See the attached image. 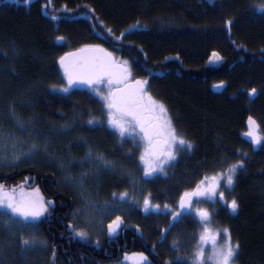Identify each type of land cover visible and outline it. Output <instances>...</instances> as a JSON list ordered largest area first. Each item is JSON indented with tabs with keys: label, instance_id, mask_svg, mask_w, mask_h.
Instances as JSON below:
<instances>
[{
	"label": "trees",
	"instance_id": "16d2710c",
	"mask_svg": "<svg viewBox=\"0 0 264 264\" xmlns=\"http://www.w3.org/2000/svg\"><path fill=\"white\" fill-rule=\"evenodd\" d=\"M262 2L0 0V47L6 52L0 55V65L10 46L19 55L1 78L11 82L21 76L26 82L56 87L63 75L59 58L85 45H99L128 60L134 77L149 81L150 92L166 105L178 131L194 145L179 153L163 176L148 181L150 202L173 208L192 176L212 175L244 158V168L226 195L229 202L236 198L239 207L232 213L218 205L211 225L227 228L233 243H239L236 264H264V143L253 145L244 135L249 116L264 129V15L257 10ZM101 32L103 36L98 35ZM58 36L65 39L58 41ZM213 52L221 59L212 58ZM253 88L256 93L249 96ZM34 106L35 113L54 121L68 117L78 106L103 122L104 131L95 136L107 146L114 143L103 105L91 91L44 93ZM0 184L9 190L37 187L53 202L50 214L38 222L48 244V251L41 252L42 264H116L130 253H145L151 264H191L201 225L192 213L172 225L168 215L141 216L139 234L126 226L115 237L85 243L68 228L75 200L57 187L51 168L26 164L2 170ZM100 186L105 198L126 190L124 179L116 176L104 177ZM163 227L167 231L161 238Z\"/></svg>",
	"mask_w": 264,
	"mask_h": 264
},
{
	"label": "rangeland",
	"instance_id": "374dc122",
	"mask_svg": "<svg viewBox=\"0 0 264 264\" xmlns=\"http://www.w3.org/2000/svg\"><path fill=\"white\" fill-rule=\"evenodd\" d=\"M9 50L8 57H2V63L0 65V131L3 132V137H0V148L3 147L5 142H8L7 137L10 133L17 140L18 151L27 152L32 143L39 145L40 151L33 153L27 158L22 157L20 161L15 162L16 166L13 167H8L5 163H0V171L15 169L26 164H38L41 165V167L44 165V167L51 168L54 174H56L57 187L69 191L75 200L72 211L73 223L71 224L79 225L89 233V239L82 242L95 243L104 236H109L110 238L115 237L120 229L126 226H132L130 228H134L139 234L141 228L137 224V220L141 216L168 215V217H170L169 225H172L180 216L192 213L201 223L200 217L196 214V209L204 208L214 215L218 205L227 207L224 202L219 201L218 197L215 203L204 197H193L191 206L183 210L179 207L178 200L176 206L173 208H150L145 212L143 209V200L145 197L149 198L147 183L154 177L163 176V173L157 172L152 176H144L143 165L138 159L141 148H134L133 141L130 138L125 139L123 143L121 142L120 138L108 127L105 110L104 121L106 128L115 137V140H112L114 143H112L111 146L105 145L106 142L104 139L102 140L98 136H95L104 131L103 125H90L88 121L93 119L92 113H88L85 110L82 111L78 106H74V109L70 112L68 117H61L55 121L44 119L39 114L35 113L36 108L34 105L37 100L42 98L44 93L48 94L57 91L60 94L67 95L70 94L74 88H70L67 93L60 91L61 87L67 85L64 74L62 75L61 82L55 88H48L44 83L33 84L26 82L21 76L15 77L11 82L3 81L1 76L5 74L6 71H9L7 67L17 60L19 56L16 55V48L13 46H10ZM0 51V55H2V53L6 55V52H4L1 47ZM5 82H7L9 88L6 87ZM71 94H73V92ZM92 94L95 96L94 93ZM97 98L99 100V97ZM13 108L15 109L16 118L22 120L25 124V129L23 131L19 130L16 125V119L11 115ZM81 111L84 112V114L79 115L80 113L78 112ZM83 116L86 118L85 121H82ZM8 143V155L10 158L12 149L11 143ZM44 145L47 146V151H44ZM124 146H130L132 153L129 154V148L125 149ZM136 151H138V156ZM89 152L92 154L91 158H89ZM98 154H102L105 159L111 161L113 166L106 167L103 161L97 160L96 156ZM167 169L168 167L165 171H167ZM82 174L84 176L82 183L74 179ZM107 176H116L124 179L126 190L123 193L128 194L126 198L121 199L120 194H116L115 196L111 195L109 198L102 196L100 186L101 180ZM188 176L189 175L186 173L185 179H187ZM192 177L193 178L189 179L191 180L190 183L189 180L187 181L188 187L185 191H192L195 189L197 183L203 178V176L200 177L197 175ZM36 188L37 187L31 188V186L28 188L21 187L20 189H16V191L17 193L21 191L28 193ZM232 189L233 187L231 189L223 188L225 199L226 195L230 193ZM40 195L43 196L41 192ZM86 201H89L90 204L86 205ZM77 209L82 213V215L78 217L74 216V212ZM173 210L182 214L174 219L171 214ZM5 211V209L0 208V264H42L43 257L41 256V252L44 253L48 251L47 243L46 246H37L28 250L22 249L20 243L21 238L30 239L33 236H35L37 240L45 241L41 229L38 226V222L42 217L35 221V227L24 228L21 227V225L9 226L7 224L8 217L3 214ZM85 213L91 217V223H88L85 215H83ZM116 216L121 217L123 224L115 233L110 235L107 231V225L111 223ZM203 227L204 225L201 223L196 236L195 247L192 249L193 254L189 259V263L191 264H194L195 250L197 245L200 244L199 236L203 231ZM208 227L213 232L220 230L218 243H224L223 229H215L212 227L211 223L208 224ZM164 230H166L164 227L160 228L161 238L165 235L166 231ZM144 235L146 236V234ZM76 238L79 239L78 237ZM203 247L205 249L206 264H212L211 261L207 260V256L210 255L212 250L211 243L209 242L203 245ZM135 254L137 253L125 254L120 262L116 264H141L138 256ZM143 254L149 260V256L145 253Z\"/></svg>",
	"mask_w": 264,
	"mask_h": 264
},
{
	"label": "snow or ice",
	"instance_id": "6c2138e0",
	"mask_svg": "<svg viewBox=\"0 0 264 264\" xmlns=\"http://www.w3.org/2000/svg\"><path fill=\"white\" fill-rule=\"evenodd\" d=\"M25 4L30 0H24ZM257 10L264 15V2L257 5ZM56 19V17H52ZM231 25L232 20L226 22ZM133 27H139V24ZM109 35L112 29L108 28ZM103 36V33H98ZM124 33H121L123 36ZM65 38L58 36V41ZM120 39V37H116ZM212 58L220 60L218 53L213 52ZM210 58V59H212ZM60 68L63 70L64 78L67 85L61 87L60 91L69 92V89L76 85H87L95 96L99 97L106 111V120L109 128L120 138L121 142L125 139L133 141L134 148H141L139 153V162L143 165L144 176H152L160 172L164 173L167 167L172 166V162L176 161L177 154L181 151H191L194 147L193 143L186 139L173 123L169 110L164 103L153 96L149 90V81L146 79H137L134 77L133 68L126 59H121L105 48L99 45H85L77 49L75 52L65 53L58 61ZM55 88V86L53 85ZM219 87V85H217ZM256 93L253 88L249 92V96ZM11 115L16 119V125L19 130L25 129V124L15 116V109L11 111ZM90 125L102 124L94 118L88 121ZM247 132L245 136L251 138L253 145L264 143V129H261L257 121L249 116L247 118ZM0 137L3 132L0 131ZM7 141L11 143V156L9 158V143L5 142L0 148V163H5L8 167L16 166L15 162L20 161L22 157L27 158L33 153L40 151V146L32 143L27 152L17 150V140L10 133ZM44 151L47 146L44 145ZM132 149H129V154ZM91 158V152H89ZM246 157V154H242ZM96 159L103 161L106 167L113 166L111 161L105 159L102 154H98ZM244 168V158L237 160L235 163H229L223 167L221 171H216L212 175L205 174L197 183L192 191H185L179 199V207L184 209L190 207L193 197H204L212 202H224L232 213H236L239 205L236 198L231 199L230 203L225 199L223 188L231 189L234 186L237 173ZM71 179V178H70ZM79 181H83V174L76 177ZM116 195L115 193L113 194ZM121 199L128 196L127 193L120 194ZM199 202V201H198ZM90 204L86 201V205ZM53 207V202L45 200L40 195L38 188L31 192L23 191L17 193L16 189H6L5 185L0 184V208L5 209L3 213L8 217L7 224L9 226L21 225V227H35V221L49 213V208ZM159 205H154L148 197L143 200V209L147 212L150 208L158 209ZM165 208L168 206L165 205ZM174 219L178 218L182 213L175 210L172 211ZM196 214L200 217L201 223L204 225L203 231L199 236L200 244L197 245L194 255V264H206L205 249L203 245L211 243L212 250L207 260L212 264H236L239 254L240 245L238 242L233 243L231 235L227 228L222 230L224 243H218L220 230L213 232L208 224L211 223V213L204 208L196 209ZM82 213L79 209L75 210L74 216H80ZM85 215L88 223H91V217ZM123 224L120 216L107 225V231L111 235L116 232ZM68 228L72 230L75 237L81 241L89 239V233L79 225L69 224ZM167 231V230H164ZM21 248L24 250L32 249L37 246H46V241L37 240L35 236L30 239L21 238ZM99 241H97V244ZM175 247V244L173 245ZM138 256L141 264H151L143 253L135 254ZM127 258V257H126Z\"/></svg>",
	"mask_w": 264,
	"mask_h": 264
},
{
	"label": "water",
	"instance_id": "95a60500",
	"mask_svg": "<svg viewBox=\"0 0 264 264\" xmlns=\"http://www.w3.org/2000/svg\"><path fill=\"white\" fill-rule=\"evenodd\" d=\"M73 52H75V51H73ZM61 69V68H60ZM62 70V69H61ZM62 72H63V70H62ZM74 88H77V89H80V90H82V91H88V90H90L89 88H88V86L87 85H76V86H73Z\"/></svg>",
	"mask_w": 264,
	"mask_h": 264
},
{
	"label": "bare ground",
	"instance_id": "6f19581e",
	"mask_svg": "<svg viewBox=\"0 0 264 264\" xmlns=\"http://www.w3.org/2000/svg\"><path fill=\"white\" fill-rule=\"evenodd\" d=\"M84 120V119H83ZM226 143V142H225ZM123 187V186H122ZM64 208V207H63ZM155 222V221H154ZM41 224V223H40ZM161 227V226H160ZM197 227V226H196ZM171 235V234H170ZM170 238V237H169ZM169 240V239H168ZM59 253V252H58ZM49 254V253H48ZM71 257V256H70ZM173 257V256H172ZM67 264V263H66ZM104 264V263H103Z\"/></svg>",
	"mask_w": 264,
	"mask_h": 264
}]
</instances>
